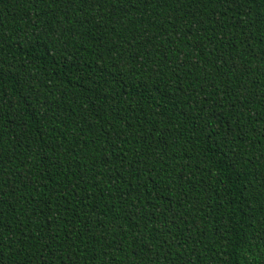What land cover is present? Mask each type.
I'll return each instance as SVG.
<instances>
[{"label": "trees", "instance_id": "1", "mask_svg": "<svg viewBox=\"0 0 264 264\" xmlns=\"http://www.w3.org/2000/svg\"><path fill=\"white\" fill-rule=\"evenodd\" d=\"M0 264H264V0H0Z\"/></svg>", "mask_w": 264, "mask_h": 264}]
</instances>
